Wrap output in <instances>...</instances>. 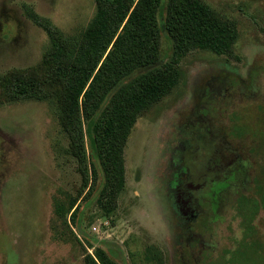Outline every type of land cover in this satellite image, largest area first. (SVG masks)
<instances>
[{"label": "rangeland", "instance_id": "374dc122", "mask_svg": "<svg viewBox=\"0 0 264 264\" xmlns=\"http://www.w3.org/2000/svg\"><path fill=\"white\" fill-rule=\"evenodd\" d=\"M201 1L235 24L233 53L196 50L181 59L175 87L127 138L115 206L101 207L104 176L97 166L93 183L87 159L75 156L58 105L13 92L14 82L46 72L49 39L33 18L77 37L94 0H0V264H84L96 248L117 264H196L202 242L225 246L237 236L232 206L242 175L232 192L208 189L220 179L210 172V129L231 112L251 119L264 95V0ZM160 53L168 63L164 34ZM90 148L85 135L86 157ZM205 185L209 205L194 218L193 195ZM72 199L73 220L72 212L58 216L57 202Z\"/></svg>", "mask_w": 264, "mask_h": 264}, {"label": "trees", "instance_id": "16d2710c", "mask_svg": "<svg viewBox=\"0 0 264 264\" xmlns=\"http://www.w3.org/2000/svg\"><path fill=\"white\" fill-rule=\"evenodd\" d=\"M94 3L95 15L77 37H66L48 21L33 18L49 39L43 60L46 72L14 82L13 92L19 99L58 105L75 156L84 164L87 159L93 183L98 168L104 176L99 196L104 207L115 206L124 188L123 152L133 126L175 87L181 59L196 50L231 56L238 34L232 21L201 0ZM161 34L172 44L168 63L161 58ZM259 101L251 119L231 112L210 129L211 165L221 167L220 179L208 189L217 184L216 195L232 192L238 174L243 189L235 193L232 206L237 236L225 246L202 242L196 264H264V95ZM84 131L91 147L87 157ZM205 188L198 191L203 209L209 205ZM75 206V199L67 205L57 202V215L72 212L73 220ZM84 264L117 263L96 248L93 256L86 254Z\"/></svg>", "mask_w": 264, "mask_h": 264}, {"label": "flooded vegetation", "instance_id": "af4514ba", "mask_svg": "<svg viewBox=\"0 0 264 264\" xmlns=\"http://www.w3.org/2000/svg\"><path fill=\"white\" fill-rule=\"evenodd\" d=\"M220 167H221V164L220 165L218 164L216 166H213L210 163V172H217V171H219L217 169H219ZM201 186L199 187L198 190H196V192H195L196 194L193 193L194 194L193 195L194 202H193V205H192V213H193L194 218H197L198 215H199V202H198V196H199V194H198V191L202 188Z\"/></svg>", "mask_w": 264, "mask_h": 264}]
</instances>
